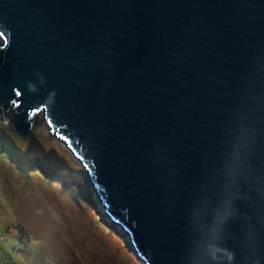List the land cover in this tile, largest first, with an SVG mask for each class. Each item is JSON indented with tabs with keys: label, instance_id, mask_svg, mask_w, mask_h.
<instances>
[{
	"label": "water",
	"instance_id": "water-1",
	"mask_svg": "<svg viewBox=\"0 0 264 264\" xmlns=\"http://www.w3.org/2000/svg\"><path fill=\"white\" fill-rule=\"evenodd\" d=\"M0 36V117L44 114L138 258L264 264V0H0Z\"/></svg>",
	"mask_w": 264,
	"mask_h": 264
},
{
	"label": "rangeland",
	"instance_id": "rangeland-1",
	"mask_svg": "<svg viewBox=\"0 0 264 264\" xmlns=\"http://www.w3.org/2000/svg\"><path fill=\"white\" fill-rule=\"evenodd\" d=\"M35 119L30 136L8 129L5 114L0 119V264H145L107 216L82 164L43 113ZM31 154L39 157L34 167Z\"/></svg>",
	"mask_w": 264,
	"mask_h": 264
},
{
	"label": "trees",
	"instance_id": "trees-1",
	"mask_svg": "<svg viewBox=\"0 0 264 264\" xmlns=\"http://www.w3.org/2000/svg\"><path fill=\"white\" fill-rule=\"evenodd\" d=\"M7 117H8V120H9V123H10V115H7ZM0 119H2L1 117H0ZM8 129H10V130H12L13 132H15V133H17L16 131H14L13 130V128H12V126L9 124V128ZM7 129V130H8ZM1 132V131H0ZM2 134H4V133H2ZM2 134H1V137H2ZM18 134V133H17ZM19 135V134H18ZM20 136V135H19ZM29 136H30V134H29ZM28 137V136H27ZM1 139V138H0ZM4 139H5V137H4ZM4 139H2V141L5 143V146H8V143L6 142V139L4 140ZM12 146H13V144H11ZM13 147H15L16 148V146H13ZM17 149V148H16ZM11 151H12V149H10ZM18 150V149H17ZM20 152H23V151H20ZM14 155V154H13ZM32 155V156H31ZM31 155H29V156H27V157H29L28 158V160H29V165H31V167H34V162H32L33 161V159H37V160H39V157H36V156H33V154H31ZM45 157H48V155L47 154H44V156H43V158H45ZM41 162V161H40ZM42 163V162H41ZM44 165H46V166H44V168L46 167L47 168V164L46 163H43ZM48 168H49V166H48ZM55 173V172H54ZM52 176L51 177H54L55 178V180L57 179V178H61V179H63V185H65V186H67V184H66V182H67V180H65V178L63 177V176H59V175H55V174H52V173H50ZM58 180V179H57ZM62 183V182H61ZM69 184V183H68ZM19 230H20V232L22 233L21 235L23 236V230H22V228L19 226V228H18ZM26 238V239H25ZM24 238V236H23V239H25V241H28V239H27V237H25ZM23 241V240H22ZM25 241H23V243L25 244ZM26 245H29L28 244V242L26 243ZM30 248V247H29ZM28 250H30V249H28Z\"/></svg>",
	"mask_w": 264,
	"mask_h": 264
}]
</instances>
